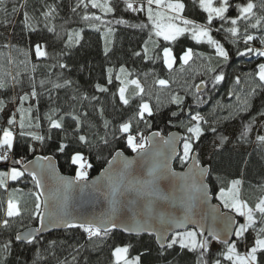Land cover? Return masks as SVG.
Here are the masks:
<instances>
[{"label": "trees", "instance_id": "obj_1", "mask_svg": "<svg viewBox=\"0 0 264 264\" xmlns=\"http://www.w3.org/2000/svg\"><path fill=\"white\" fill-rule=\"evenodd\" d=\"M166 1L184 4L179 14L182 18L207 24V13L199 0ZM97 2H107L113 11L105 13L93 8L90 0H4L0 5V81L4 83L0 87L3 102L0 136L6 127L15 130L13 168L20 169L37 155L54 157L63 174L75 177L78 167L71 163V157L79 152L92 165L87 169L90 178L99 174L115 153H136L128 146L127 135L120 131L122 124L131 122L134 136L142 133L147 137L155 132L166 136L173 131L188 136L189 113L199 112L207 123L202 124L204 132L200 139L193 141L192 153L197 152L201 163L210 168L208 184L214 200L220 203L217 199L220 189H230L235 180L241 181V198L249 206L264 198V144L257 139L264 135V87L254 75L264 58L253 53L238 54L249 46L244 44L245 35L256 37L250 46H263L260 40L264 39V0H251L256 5L255 15L238 21L235 26L239 28L238 37L226 31L233 27L229 22L213 20L211 35L228 52L227 61L218 57L207 43L193 41L190 33L172 42L157 38L146 11L126 10L125 0ZM131 2L145 5L146 0ZM248 2L229 0L226 16L237 18V5L246 6ZM152 7L157 12L155 4ZM51 9H54L51 16L46 17L45 13ZM85 15L101 19L85 20ZM257 18L260 25L252 28ZM175 21L181 23L179 19ZM36 45L47 52L46 57L36 56ZM164 47H171L176 58L172 69L167 68L162 58ZM188 48L193 50V58L182 64L180 57ZM109 69L111 83H108ZM220 74L223 81L213 87V77ZM118 76L126 81H139L143 89L140 92L129 83L125 92L127 105L120 99L119 88L123 85ZM160 80L167 84L160 85ZM66 81L70 83L65 85ZM202 81L207 85L206 91L199 93L195 86ZM57 83L65 86L55 88ZM97 85L107 91H99ZM33 87L36 97L30 95ZM24 95H29V99L21 103ZM176 96L182 98V104L174 102ZM143 102L151 104L152 115L141 119ZM21 108L25 135L20 134L19 128ZM49 115L59 120L62 127L51 128ZM13 116L16 124L9 126ZM248 127L251 131L245 134ZM28 133L43 136V142ZM81 135L87 138V143L79 140ZM62 145L66 147L60 151ZM189 160L185 163L179 158L175 169H185ZM0 172H8L4 161H0ZM37 195L35 181L26 175L9 182L6 178L0 186V264H114L112 253L116 247H128V258L138 256L140 264H215L217 259L222 264H231L221 256L226 245L217 244L214 239H208L209 247L204 252L182 249L179 244L160 249L149 236L133 237L111 231L107 236L101 233L90 238L83 228L71 227L31 243H20L17 235L38 225L34 214ZM7 201L18 205L19 216L6 217ZM232 213L239 223H245L243 217ZM5 219L9 220L7 227L3 224ZM255 236L250 229L244 239L235 237L232 243L239 253H244L253 245ZM197 237L202 240L200 235ZM258 261L264 264V255L258 254Z\"/></svg>", "mask_w": 264, "mask_h": 264}, {"label": "water", "instance_id": "obj_2", "mask_svg": "<svg viewBox=\"0 0 264 264\" xmlns=\"http://www.w3.org/2000/svg\"><path fill=\"white\" fill-rule=\"evenodd\" d=\"M205 91L206 87H202L199 93ZM147 137L151 140L144 153L127 155L119 151L99 174L88 178L87 181L71 185L67 182L74 181L75 177L63 174L54 157L37 155L25 163L20 171L28 177H32L30 171L36 172L42 180V187L37 185L36 187L45 220L41 227L38 217L36 227L27 228L18 235L32 234L36 239L71 228L65 224V221L76 224L93 221L99 225L102 221L111 218L119 226L112 228L110 223L106 224L105 226L110 229L109 232L117 231L133 237H153L160 249L167 247L176 232L193 229L199 235L201 225L204 229L202 240L214 239L217 243L223 244L210 235L211 230L215 228L223 236V216H232L237 224L239 219L237 215L224 210L222 205L214 200L208 184L209 166H204L199 154L194 152L185 169H175V163L182 154L181 138L185 137L180 131H173L166 136L155 132ZM173 138H175L174 144L165 143ZM194 160L198 162V168L193 167ZM201 170H203L202 176ZM109 177L116 184L121 185V191L115 198ZM148 182H152L156 190L154 196H148L145 191L138 190ZM49 213L53 220L48 218ZM185 216H189L191 222L183 227H176L171 223L173 218L179 222ZM159 235H165L166 239L158 240ZM234 238V235L228 237L229 242L232 243ZM18 241L23 244L28 243V240L24 239Z\"/></svg>", "mask_w": 264, "mask_h": 264}, {"label": "snow or ice", "instance_id": "obj_3", "mask_svg": "<svg viewBox=\"0 0 264 264\" xmlns=\"http://www.w3.org/2000/svg\"><path fill=\"white\" fill-rule=\"evenodd\" d=\"M83 2V0H82ZM4 3V0H0V5ZM91 6L93 8H100L105 13H110L113 11L112 7L108 5L107 2L104 4H100L97 2V0H90ZM126 3V10H130L133 12L138 11H146L147 17L149 21L152 22V25L155 29V35L157 37H163L165 41H175L177 37L184 35L185 33H190L191 39L195 41L196 43H207L208 45L212 46L215 49V53L218 57L222 58L223 61H227L229 59V54L225 50L222 44L215 40L211 35V25L214 19H219L220 21L229 22L233 27H229L226 29L228 33H230L233 37H238L239 35V28L235 27L238 24L239 20H247L250 19L252 16L255 15L254 8L256 5L249 0V2L246 4V6H240L237 5V9L239 12V16L237 18H229L226 16V13L229 9V0H221V3L219 6L214 7L213 6V0H199L200 7L207 13V24L202 25L198 24L192 20L184 19L179 14L182 13L184 9V4L181 2L176 3H165V0H146L147 8H145V5L143 3H140L138 6L134 5L131 0H125ZM155 4L158 8L163 6L164 8L170 10L172 13H176L177 15H169L165 17L164 13L162 12H154L152 5ZM84 7L87 8L88 4L84 3ZM54 9H51L48 13H45V16H51ZM85 20L88 19H94V20H100L101 17L99 16H84ZM167 20L166 23H162L161 21ZM180 20L181 24L183 26H178L174 21ZM28 21L27 14H25V22ZM117 23H126V21H116ZM260 18H257L256 22L251 25L252 28H258L260 25ZM223 27V25H221ZM54 30V29H52ZM256 39L253 35H245L244 37V44L249 45L246 47L245 51L239 52L238 54L241 56H247L249 53H253L256 56L264 57V50L255 49L250 46L251 42ZM72 42V36L69 35V43ZM238 42V41H234ZM260 43L264 45V39L260 40ZM35 54L37 57H46L47 52L42 50L41 45H36L35 48ZM162 58L164 60V63L168 66V68H172L175 57L173 55V51L170 47H164L162 49ZM193 58V50L191 48H188L186 51H184L183 55L180 57V59L187 64L191 59ZM61 67H66V65H61ZM210 71H214V69H209ZM121 73L125 72V69H120ZM255 78H258L260 82V86L264 87V63H259L255 69ZM118 80H120V83L123 85L119 88V95L120 99L123 101L125 105L129 103L128 99L125 97V92L127 90L128 84H134L136 88L142 92L143 89L141 88L139 81L132 80V81H126L121 79L119 76L117 77ZM224 76L222 74L215 75L213 77V87H215L216 84H219L221 81H223ZM111 69H109V79L108 83H111ZM70 82L66 81L65 85L69 84ZM44 82L41 81V86H43ZM160 85H166L167 81L160 80ZM65 85L61 84H55V88H60ZM206 83L204 81L201 82V84L196 85L197 92L201 91L202 87H206ZM0 87H4V83L0 81ZM97 88L101 92H106L107 88H104L100 85H97ZM253 91H255L253 89ZM32 97H36L37 93L35 91V87H33V91L30 94ZM29 99V95H24L21 97V103L24 101H27ZM174 102L179 104L183 103V100L181 97L176 96L173 98ZM3 102L0 101V110H2ZM22 115L19 123V128L21 129L20 134L25 135L23 129L25 127L24 124V117L23 112L24 109H20ZM30 111V109H29ZM147 113L148 115H152V110L149 107L147 103H143L141 105V110L139 113V116L141 119H143L144 114ZM50 121V127L59 129L62 127V124L59 120L52 119L51 115L48 117ZM73 119L78 120L79 118L76 116H73ZM207 123V121L204 119L202 115L199 114V112L192 114L189 113V118L186 126V131L189 134L188 136L182 137L183 140V155L180 157L182 162H187L191 158V153L193 149V141H198L200 137L203 135L204 129L202 127V124ZM9 126L15 125L16 120L15 116H13L12 119L8 121ZM107 126V123H106ZM120 131L122 133L127 134V144L128 146L138 154L144 153L147 150L148 143L150 142L151 138L144 137L142 134H140V143H137V137L132 135V124L131 122L124 123L120 126ZM215 131V129H213ZM251 131V127H248L245 129V134L247 132ZM28 135H32V138L37 141L43 142L44 137L32 133H28ZM158 135V134H157ZM15 139V133L11 130V127H6L2 130V136H0V161H7L9 159V153L13 149V142ZM257 139L264 144V135L257 136ZM79 140L81 142L87 143V138L84 135L79 136ZM107 143V140L104 141ZM167 144H174L175 138L173 140L165 141ZM64 147L61 146L60 151L64 150ZM175 149L173 148V151ZM120 155L119 153L117 154ZM41 159H48V158H41ZM14 163H21V161H14ZM71 163L73 165L78 166V170L76 172V176L74 181H69L67 184L71 185L76 182L80 181H87L88 180V172L87 169H90L92 165L87 161L86 157H84L81 153L77 152L75 155L71 157ZM111 163V162H110ZM27 167V166H25ZM193 167H199L197 161H193ZM169 172H171V169L169 168ZM29 174L32 176L33 180L35 181V184L37 187H42V180L39 178V175L36 172L30 171ZM153 175L155 172L152 173ZM24 173L17 170L16 168H12L10 172H0V186H3L5 184V179L10 178L11 180L15 181L21 176H23ZM175 175V174H173ZM203 175V170H201V176ZM110 185L113 187V196L114 198L120 193L121 191V185L116 184L114 181H112V178H108ZM241 181L235 180L232 181L231 188L228 190H225L223 188L220 189L219 192V200L221 201L223 207L225 209H228L230 212H235L240 217L245 218V223H239L237 224V221L230 215H224L223 216V224L224 227L222 229L223 236H221V233L217 232L215 228H213L210 232V235L219 240L221 243L226 245V250L221 253V256L224 260L231 262V264H259L258 261V254L264 255V198H261L254 206H249L247 202L241 201L239 199L238 195V188L237 185H239ZM145 191V194L148 196H154L156 194L155 188L152 186V182H148L147 185L142 186L141 189ZM36 205H35V212L34 214L39 217L41 222V227H43L45 216L42 215V212L44 211L41 208V202H40V195L36 196ZM45 205H47V201L44 202ZM115 203V199H114ZM20 210L18 208V205L16 203H13L12 201L8 202L7 217H16L19 216ZM48 218L50 220H53L54 218L49 213ZM191 222V218L189 216H185L182 221H176L174 218L171 220V223L175 224L176 227H183L186 223ZM110 223L112 228L118 227L114 220L109 218L106 221H102L99 225L94 223L93 221H86L83 223H73L71 221H65V224L68 227H81L83 230L88 234V236L91 237H99L101 233L105 236H107L109 232V228L105 226L106 224ZM3 224L5 227L8 226L9 220L5 219L3 221ZM259 225V227H257ZM253 230L256 233L254 243L253 245L248 249V251L241 255L237 251V247L235 243H230L228 237L235 236L238 239H244V235L249 230ZM128 231H131V229H126ZM198 233L196 231H185V232H176L175 235L172 236L171 241L167 244V247L171 248L173 245H176L179 243L180 248L182 249H189L190 251H197L199 250H207L209 247V241L208 239L198 240L197 239ZM200 236L204 235V229L203 225L200 226ZM158 240L163 241L166 239L165 235H159ZM17 240H28L29 243H31L35 236L32 234H29L28 236H20L18 235L16 237ZM163 246V244H162ZM7 247V245H5ZM128 247H116L112 255L114 256V264H140V258L137 256L134 259L128 258ZM215 264H222L220 259H217L215 261Z\"/></svg>", "mask_w": 264, "mask_h": 264}, {"label": "rangeland", "instance_id": "obj_4", "mask_svg": "<svg viewBox=\"0 0 264 264\" xmlns=\"http://www.w3.org/2000/svg\"><path fill=\"white\" fill-rule=\"evenodd\" d=\"M165 3H168L166 0H165ZM220 3H221V0H213V6L214 7H216V6H219L220 5ZM156 6V5H155ZM157 7V6H156ZM156 11H159V12H162V13H164V15H165V17H167V16H169V15H177L176 13H172L170 10H168V9H166V8H164L163 6H161V7H157V9H156ZM162 23H166L167 22V20L165 19V20H163V21H161ZM178 26H183L181 23H179V22H176V21H174ZM152 23V22H151ZM154 35H155V29H154ZM156 36V35H155ZM157 37V36H156ZM180 37V36H179ZM157 38H161V39H163V37L161 36V37H157ZM178 38V37H177ZM167 42H172V41H167ZM251 47H253V48H255V49H259V50H264V45L263 46H261V47H254V46H251ZM171 48V47H170ZM109 49V45L105 42V50H108ZM172 49V48H171ZM173 55H174V53H173ZM175 57V56H174ZM259 57V56H258ZM262 58H264V57H262ZM182 61V60H181ZM182 64H185L183 61H182ZM166 65V64H165ZM175 65H176V58H175V62H174V64H173V66H172V68H174L175 67ZM167 66V65H166ZM167 68H168V66H167ZM172 68H169V69H172ZM143 103H147L148 105H149V107L151 108V110H152V106H151V104L149 103V102H143ZM145 115H148L147 113H145L144 114V116ZM13 132L15 133V130H13ZM124 135H127V134H125V133H123ZM132 134V133H131ZM132 135H134V134H132ZM13 144H14V142H13ZM182 151H183V144H182ZM82 154V153H81ZM84 157H86L84 154H82ZM86 159H87V157H86ZM87 161H88V159H87ZM77 166V165H76ZM78 167V166H77ZM17 170H19L20 171V169H17ZM8 179V181H13V180H9V178H7ZM237 188H238V195H239V199L241 200V201H243L242 200V198H241V189H242V183H240L239 185H237ZM219 193L217 194V199L219 200ZM8 202L9 201H7V203H6V212H7V207H8ZM219 202L221 203V201L219 200ZM222 204V203H221ZM223 207V206H222ZM224 208V207H223ZM6 217H7V215H6ZM245 219V218H244ZM244 221V220H243ZM245 222H246V220H245ZM188 231H195V230H193V229H190V230H188ZM198 236V235H197ZM198 238V237H197ZM171 239H172V237H171ZM171 239H170V241H171ZM169 241V242H170ZM217 243V242H216ZM215 243V244H216ZM177 244H179V243H177ZM215 244H213V246L214 247H217V245H215ZM218 244V243H217ZM250 248V247H249ZM248 250H246L244 253H240L241 255H243V254H245L246 252H247Z\"/></svg>", "mask_w": 264, "mask_h": 264}, {"label": "built area", "instance_id": "obj_5", "mask_svg": "<svg viewBox=\"0 0 264 264\" xmlns=\"http://www.w3.org/2000/svg\"><path fill=\"white\" fill-rule=\"evenodd\" d=\"M135 5L138 6V4H135ZM145 5H147V4L145 3ZM140 134H142V133H138L137 135H135L137 137V141H136L137 143H140L141 142L140 141ZM0 154H2V153H0ZM13 158H14L13 157V153L10 152L9 153V159L7 161H4V162H6L8 164V172H10V170L13 168V166H12L13 165Z\"/></svg>", "mask_w": 264, "mask_h": 264}]
</instances>
